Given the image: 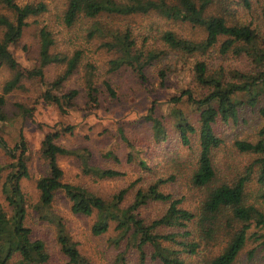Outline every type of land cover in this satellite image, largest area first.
Returning a JSON list of instances; mask_svg holds the SVG:
<instances>
[{"label": "trees", "instance_id": "16d2710c", "mask_svg": "<svg viewBox=\"0 0 264 264\" xmlns=\"http://www.w3.org/2000/svg\"><path fill=\"white\" fill-rule=\"evenodd\" d=\"M0 3L12 15L0 13V27L4 29L0 39V65L12 71V77L4 84L0 94V121L9 118L5 110L6 95L21 87L24 79L44 82L45 69L54 63L65 64L66 67L50 83L43 97L66 113V106L71 104L79 91L73 89L60 95L53 89H61L76 72L82 52L76 51L71 57L52 53L53 34L43 27L40 30L39 64L32 68L22 64L12 47L19 43L30 25L29 18L46 12L48 7L44 2L20 4L17 0H0ZM136 13L137 16L156 14L167 22L189 24L202 32L201 36L192 37L178 33L174 28L153 29L159 44H154L152 48H139L137 45L136 49L131 31L126 30L117 32L114 44H110L120 53L110 61L112 70L129 66L146 82L147 70L155 68L161 85H164L169 73L189 70L192 81L200 89L197 93L192 88H183L179 94L171 96L167 114L158 112L159 105L155 100L147 109V114L140 116V120L151 122L152 139L156 143L167 141L171 133L178 141L176 150L180 147L193 150V136H196L195 161L191 163L193 167L187 177L190 197L186 194L178 198L175 192L162 188L167 180H177L179 176L178 159L181 158L178 152L171 158L163 151L156 154H159V164H163V173L167 178H163L162 174L146 188H139L134 202L127 208L120 207L126 189L107 201L83 186L65 182V172L58 160L62 155L80 158L84 173L99 178L123 173L90 164L91 153L87 148L61 145L58 139L64 133L72 132L73 126H50L41 144L48 172L37 180L40 201L36 208L45 219L58 221L61 226L50 208L56 192L63 190L72 202L74 213H97L92 227L95 235L107 232L111 222H117L121 236L130 232L136 241L140 264H148L149 256L160 264H195L204 249L216 252L210 255L207 264H234L249 239L264 237V233L252 231L253 227L264 229V210L258 204L249 202L247 196L248 184L255 174L259 183V202L264 206V0H68L64 21L71 26L82 16L94 19ZM147 40L148 36L145 37ZM228 55L235 58L238 65L217 63L219 56L224 58ZM86 80L89 101L97 104L99 89L93 83L92 74L89 73ZM106 85L115 96L112 86L109 83ZM184 101L196 113V120L195 116H190L179 106ZM245 107L257 109L262 125L256 140H236L234 147L241 153H249L253 159L245 166L244 173H237L231 180H223L215 153L225 142L217 132V124L237 122L240 109ZM0 149L6 150L14 159L13 162L0 164V183L12 208L9 213L0 202V264H50L46 242L34 238L33 230L26 224L29 201L22 180L30 178L31 173L27 156L29 147L22 131L21 140L14 147L0 137ZM142 150L146 151L145 148ZM143 152L138 153L139 165L153 169L149 165L151 158L142 156ZM107 155L114 154L110 151ZM114 158L117 159V156L114 155ZM152 201L166 203L168 207L159 218L148 223L140 216L139 209ZM162 227L170 230L161 232ZM58 240L70 263L80 264L81 254L77 244L62 227ZM217 245L218 250L215 249ZM147 246L152 249L150 253L146 250Z\"/></svg>", "mask_w": 264, "mask_h": 264}, {"label": "rangeland", "instance_id": "374dc122", "mask_svg": "<svg viewBox=\"0 0 264 264\" xmlns=\"http://www.w3.org/2000/svg\"><path fill=\"white\" fill-rule=\"evenodd\" d=\"M20 4L44 2L47 11L29 18L30 25L26 28L19 43L12 47V51L22 64L34 67L40 61V30L47 27L54 37L51 52L72 56L76 51H81V61L76 72L64 83L61 89H53L56 94L68 93L73 89L79 91L66 106L63 113L57 104L44 100V91L50 83L65 70V64L54 63L45 69V80L24 79L21 87L14 89L6 95L5 110L8 120L0 121V137H3L11 147L16 146L21 140V131L29 147L28 165L31 177L22 180V186L28 196L29 215L26 224L33 230V237L43 239L50 253V264H72L69 257L62 251L59 242V230L62 227L71 239L77 244L81 254L80 264H140L139 251L136 241L129 232L121 236L117 229V222H111L110 229L95 235L92 232L97 213L91 215L76 214L72 211V202L63 190L56 192L51 205V212L61 222L49 221L42 216L36 208L40 201V192L37 180L48 172L47 161L41 153V144L45 133L50 126H73L72 132L64 133L58 142L67 148H87L91 153L90 164L100 168H111L123 174L115 177L99 178L86 174L83 171L82 160L73 155L59 157V165L64 170V181L80 185L91 192L111 201L122 190L126 189L121 208L131 205L139 188H146L164 174L163 164H159L160 152L173 157L179 153L178 159L180 173L177 180L169 181L162 187L165 191L175 192L176 197L188 195L191 188L187 177L193 167L196 156V136H193V150L185 148L175 149L178 146L177 138L170 133L167 141L156 143L152 139L151 122L140 120V116L147 114V109L155 100L158 101V112L167 114L170 107V98L179 94L183 88H192L199 93L200 89L192 81L189 70H177L169 73L164 85L160 84L155 68L147 70L148 80L143 82L137 71L129 66L117 70L111 69L110 61L119 56L115 49V34L131 31V36L140 48H152L156 43V33L153 29L174 28L178 33L199 37L202 32L189 24H173L158 18L156 14L127 16H100L97 18L80 17L73 25L69 26L64 21L68 0H17ZM0 13L11 15V11L0 3ZM4 29L0 27V39ZM148 40L145 41V37ZM231 55L220 57L217 63L235 66L238 63ZM241 65V64H239ZM92 74L93 83L99 89V102L89 101L87 96V75ZM12 77V71L0 65V94L2 87ZM106 83H109L116 95L113 96ZM186 101V100H185ZM179 106L190 116L196 113L188 102ZM20 106L27 109V113ZM262 119L257 109L241 108L237 122H219L217 132L224 139L225 145L218 149L215 157L220 168L223 180H231L237 173H244L245 166L253 159L249 153H241L234 147L236 140H256ZM142 148L146 151L143 152ZM175 149V150H174ZM114 155H107L108 152ZM147 156L149 165L153 169L142 168L139 165L140 155ZM168 151L167 153H165ZM175 151V152H173ZM159 153L158 155H156ZM131 158V161L129 160ZM176 158V157H175ZM14 159L0 149V164L13 162ZM165 166V165H164ZM167 171H165L166 173ZM182 172V173H181ZM6 175L4 174V177ZM220 177V174H219ZM163 178H167L164 174ZM4 180V178L2 179ZM259 183L254 174L247 187L248 201L258 204L264 210L258 198ZM0 202L11 213L6 195L0 183ZM188 205V201L186 202ZM193 206L195 203H192ZM166 203L152 201L139 209L140 216L148 223L159 218L167 209ZM166 227L160 231L170 230ZM252 231L264 233V229L253 227ZM264 237L255 240L249 239L240 256L234 264H264ZM219 245L215 247L218 250ZM151 252V247H146ZM216 250V251H217ZM204 249L202 257L195 264H207L210 255L216 252ZM209 254V255H208ZM11 264V263H10ZM148 264H160L150 256ZM193 264V263H192Z\"/></svg>", "mask_w": 264, "mask_h": 264}]
</instances>
